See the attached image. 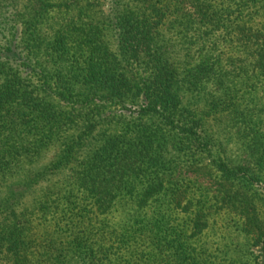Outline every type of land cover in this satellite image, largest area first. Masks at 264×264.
<instances>
[{"label":"trees","instance_id":"16d2710c","mask_svg":"<svg viewBox=\"0 0 264 264\" xmlns=\"http://www.w3.org/2000/svg\"><path fill=\"white\" fill-rule=\"evenodd\" d=\"M25 2L0 0V264H264V131L233 86L264 83V0ZM224 113L251 162L213 154Z\"/></svg>","mask_w":264,"mask_h":264},{"label":"rangeland","instance_id":"374dc122","mask_svg":"<svg viewBox=\"0 0 264 264\" xmlns=\"http://www.w3.org/2000/svg\"><path fill=\"white\" fill-rule=\"evenodd\" d=\"M25 2V0H24ZM26 3V2H25ZM25 3H22V6L24 7ZM105 4L108 5V2L106 1ZM106 7V6H105ZM264 82V81H263ZM257 85L256 91H251V94H246L247 91L246 88L240 85V83L233 84L235 87V92L238 93V98L242 95L244 98L242 99V102L239 101L240 105L245 107L244 114L251 117L248 120H251V125L253 126L256 122L259 123V127L262 128L264 131V83H255ZM254 87V89H255ZM240 88L244 89L241 90ZM240 90V91H238ZM237 101V99L235 98ZM202 102V101H201ZM203 103V102H202ZM199 103V104H202ZM240 106V107H242ZM231 113H224V114H218V115H210L206 118L205 123V130H206V136L210 140L211 144L213 145V154L214 155H222L225 157V161L228 162L231 165H235V167H238L243 164H247L251 162L252 160H245L248 157V154L250 153V148L252 146L249 144L248 139L246 136L243 135L242 131L245 128L244 123V117L239 116L235 114V118L232 117ZM51 160V158H46L44 160H40L41 163H47ZM210 168H213L210 166ZM187 176V177H186ZM183 175L181 179H184V177L189 180V182L193 185H198L200 187H203L206 189L210 194V196H214L216 187L213 184V180L210 179V175H206V177H196L193 176V174H186ZM260 176H262L261 180L264 181V174L262 173ZM180 179V180H181ZM192 181V182H191ZM260 192L264 194V183L257 185ZM264 196V195H263ZM229 215V214H228ZM225 211L221 213L220 218L218 219H224L226 216H228ZM229 217V216H228ZM216 218V217H214ZM226 222V219L224 220ZM230 223V227L226 232H223V230L220 228V225L217 226L212 231H215L216 235L211 236L208 238L209 242L216 241L222 234H225L227 236V242L230 243L231 241H234L232 243L237 242L238 240V234L236 232V228L234 229V225ZM229 232V233H228ZM231 232H235V234H232ZM226 241H222L219 243L220 247H224L228 243ZM252 249V248H251ZM254 250V249H253ZM257 250V248L255 249ZM229 254H232L233 252L228 251ZM219 260L221 257H218L217 254L213 255ZM219 256H223V254H219Z\"/></svg>","mask_w":264,"mask_h":264}]
</instances>
